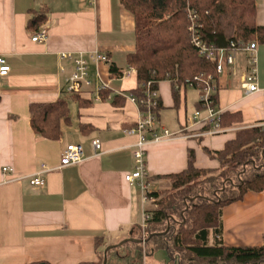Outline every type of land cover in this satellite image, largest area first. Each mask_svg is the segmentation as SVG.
Returning a JSON list of instances; mask_svg holds the SVG:
<instances>
[{"label": "crops", "instance_id": "obj_1", "mask_svg": "<svg viewBox=\"0 0 264 264\" xmlns=\"http://www.w3.org/2000/svg\"><path fill=\"white\" fill-rule=\"evenodd\" d=\"M255 6L256 23L264 27V0H255ZM32 11L48 15L40 28L47 30L48 37L41 44L31 42L37 32L26 27ZM256 45L258 92L245 96L239 88L251 69L244 53L236 54L234 64L225 66L217 81L216 106L222 113L240 111L241 126L215 136H181L149 145L145 162L150 192L169 189L163 176L184 170L190 150L197 168L215 169L217 163L202 148L221 150L238 128L264 126V45ZM134 50V19L120 0H0V55L10 69L0 78V264H94L97 250L117 245L143 227L141 191L125 182L133 169L131 146L137 141L125 131L134 126L138 111L118 95L131 94L136 88L135 73L124 75L129 68L126 57ZM96 51L107 62L90 64L92 86L78 95L87 105L68 102L69 124H62L57 141L37 136L30 126L28 106L72 96L64 90L71 67L59 54ZM111 66L120 70L114 78ZM100 83L112 97L123 98L124 105L114 107L111 100L103 101L96 92ZM157 90L162 109L156 115V130L164 128L160 114L166 110L171 121L168 131L179 134L186 118L198 109L199 92L179 91L175 107L169 81L159 82ZM93 140L101 142V153H94ZM70 144L82 147V162L57 169ZM42 165L50 171L40 176L44 184L34 187L27 178ZM3 168L9 173L3 174ZM221 221L222 234L217 239L225 246H261L264 191L247 193L224 207ZM97 238L102 242L98 249Z\"/></svg>", "mask_w": 264, "mask_h": 264}, {"label": "trees", "instance_id": "obj_2", "mask_svg": "<svg viewBox=\"0 0 264 264\" xmlns=\"http://www.w3.org/2000/svg\"><path fill=\"white\" fill-rule=\"evenodd\" d=\"M120 4L134 19L135 50L127 55L126 61L129 67L135 68L136 88L131 91L135 97L143 95L148 82L157 89V83L162 81L177 79L182 84L202 75L203 79L213 78L216 88L213 99L217 104L216 63L202 57L192 44L189 31L192 15H196L195 23L203 41L218 49H228L231 43L238 42L264 45V27L258 26L255 19V0H207L204 3L120 0ZM47 20V13L32 11L26 27L30 32H38ZM109 73L114 78L120 70L111 66ZM179 91L172 85L175 107ZM108 95L109 91L100 92L103 101ZM69 101H76L80 107L87 105L75 94L51 103L30 104L32 131L43 139L57 141L62 134V124H69ZM111 104L122 107L124 99L114 96ZM160 109L159 101L156 115ZM242 122L240 111L221 114L223 129L240 127ZM233 135L221 150L202 148L204 154L217 163L215 169L197 168L194 152L190 150L184 170L163 176L170 184L169 190L146 194L148 199L155 198L156 203L146 207L143 227L131 236L144 243L123 246H144L146 254L150 249L164 250L167 264H264V235L258 247H228L217 239L222 234V209L241 201L247 193L264 191V127L241 128ZM101 243L100 238L95 240L97 249ZM103 251L97 250L98 261L94 264L103 263ZM111 251L107 253V261Z\"/></svg>", "mask_w": 264, "mask_h": 264}, {"label": "built area", "instance_id": "obj_3", "mask_svg": "<svg viewBox=\"0 0 264 264\" xmlns=\"http://www.w3.org/2000/svg\"><path fill=\"white\" fill-rule=\"evenodd\" d=\"M91 1V0H86ZM191 25L189 31L191 33L192 44L197 48L199 54L208 61H214L216 63V74L220 76L225 66H231L235 62V56L238 53H244L248 56V60L251 65L250 72L240 80L239 88L245 96H250L259 91L256 77V44L255 43H231L228 49H218L212 44H207L203 41L199 29H197L196 15L190 16ZM48 33L46 29H40L32 38L31 42L41 44L47 40ZM61 61H66L70 64V73L64 79V90L67 94L80 95L84 93V90L92 86V79L90 75V64L97 66L100 63L107 62V57L96 51L90 54L62 52L59 54ZM61 72H65L64 67L60 68ZM9 66L3 56L0 55V78L6 77L9 74ZM135 73V68L129 67L124 75L129 76ZM95 77H98L95 74ZM204 76L196 77L195 79L185 80L182 84L178 83L175 79L170 83L173 85L174 90L181 91L183 89H193L199 92L198 97V109L194 113L186 118L183 130L179 134L171 133L168 130L162 128L160 132H157L155 122L157 120L155 110L158 106L159 95L158 90L153 89V83L148 82L145 85L143 95L141 97H135L131 94L122 95L126 101L136 106L138 111V117L132 128L125 131L127 135L135 136L137 141L132 147V160L133 169L129 174L125 176V182L129 185H136L141 191V205L144 210L148 205H154L156 203L155 198L148 199L146 194L151 190L150 175L146 168L145 156L146 149L149 145L159 144L166 142L177 137L185 136L187 138H200L206 136H215L224 133V129L220 126V118L222 110L219 109L213 99L215 94L214 81L211 76L203 79ZM158 84V83H157ZM107 86L100 83L96 87V92L107 90ZM112 95H108L106 100L110 101ZM264 127V126H263ZM92 148L95 154L101 153V142L99 140H93ZM83 160V151L80 145L70 144L62 152L59 166L57 169H62L72 165L79 164ZM50 170L46 166L42 165L41 169L29 176L27 179L34 187H40L44 184L40 176L48 173ZM3 174L9 173L8 168H3Z\"/></svg>", "mask_w": 264, "mask_h": 264}, {"label": "rangeland", "instance_id": "obj_4", "mask_svg": "<svg viewBox=\"0 0 264 264\" xmlns=\"http://www.w3.org/2000/svg\"><path fill=\"white\" fill-rule=\"evenodd\" d=\"M197 1L201 3L207 2V0H197ZM192 97H193L192 95L189 96L190 101H192ZM166 112H167L166 110H163L160 114V117H161L160 125L161 127H164L165 129L170 131L169 124H168V121H170V118H169L170 113H166ZM168 190L169 189L163 192H166ZM141 218H142V212L140 210V220ZM141 222H140V225H141ZM107 263L109 264H167L168 257H167L166 251L161 250V249L155 250V251H151L150 249V253L146 254L144 246L127 245V246H122V247L113 249L111 251V254L109 255Z\"/></svg>", "mask_w": 264, "mask_h": 264}, {"label": "water", "instance_id": "obj_5", "mask_svg": "<svg viewBox=\"0 0 264 264\" xmlns=\"http://www.w3.org/2000/svg\"><path fill=\"white\" fill-rule=\"evenodd\" d=\"M167 231H168V229L163 234H166ZM127 243L141 244V243H144V241L143 240L134 239V238H129V239H125V240L121 241L117 245L108 246L107 248H105V250L103 252V263L102 264H107V253L109 251H111L112 249L118 248V247H122L123 245H125Z\"/></svg>", "mask_w": 264, "mask_h": 264}]
</instances>
